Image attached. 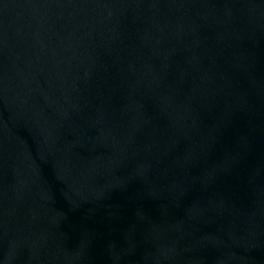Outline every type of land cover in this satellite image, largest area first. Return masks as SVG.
Masks as SVG:
<instances>
[{"label":"water","instance_id":"95a60500","mask_svg":"<svg viewBox=\"0 0 264 264\" xmlns=\"http://www.w3.org/2000/svg\"><path fill=\"white\" fill-rule=\"evenodd\" d=\"M0 264H264V0H0Z\"/></svg>","mask_w":264,"mask_h":264}]
</instances>
